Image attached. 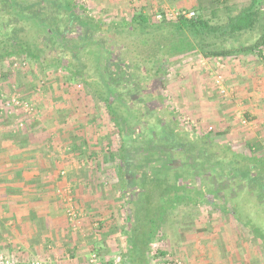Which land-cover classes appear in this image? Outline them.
Segmentation results:
<instances>
[{
	"label": "rangeland",
	"instance_id": "1",
	"mask_svg": "<svg viewBox=\"0 0 264 264\" xmlns=\"http://www.w3.org/2000/svg\"><path fill=\"white\" fill-rule=\"evenodd\" d=\"M78 1L92 19L109 25L128 21L138 13L155 17V13L163 8H181L173 0ZM212 2L195 0L194 4L196 9L200 5L201 13L206 14L213 7ZM181 9L192 11L186 4ZM251 41L248 40L249 43ZM88 53L94 56L91 51ZM202 59L200 55L190 54L167 64L163 68L162 94L183 122L185 119L193 121L201 133L214 138L219 145L227 147L240 158L248 157L252 164L255 159H260L262 146L261 149L254 147L253 152L246 144L248 140L245 137L252 132L249 130L251 126L246 127L249 124L247 121L246 125L239 122L246 107L244 103L233 102L230 90L227 98L218 96L210 74L219 68L216 69L213 62L210 64ZM218 72L223 76L221 69ZM68 78L65 71L52 66L49 61H35L24 56L1 60L2 89L5 92L14 90L21 99L33 105L35 116L27 119L16 132L15 121L2 113L0 124L6 126L5 122L8 121L11 138L20 137L31 124L45 125L50 140L45 145L55 150L52 152L59 157L58 167L64 178L56 199L63 206L71 238L89 246L87 249H92L96 243L99 244V250L108 251L106 258H101L100 253L93 249L90 255H96V264H119V256L125 246L123 232L127 224L124 191L119 181V138L90 89L80 81L72 82ZM251 154L257 157L251 159ZM229 166V162L222 164L223 169ZM164 192L158 190L159 201L153 209L154 217L161 207L175 202L176 195L167 193L165 196L162 194ZM183 199L189 202L168 209L158 222L157 235L151 248L152 251L163 250L165 256L152 258V264H163L165 259L177 260L182 264H237L238 261L246 264L242 262H245L248 249L246 239L255 238L253 235L264 239L262 205L251 197L247 198L243 190H239L236 199L230 203L233 210L227 207L230 208V214L210 209L206 205L192 204L188 198ZM69 200L77 212L74 223H70L66 216V202ZM150 209L148 206L147 211ZM249 248L262 251L264 242H251ZM13 249L12 245L9 248L0 247V264L19 263L13 255ZM29 252L26 261L20 264L33 261L42 264L35 258L37 253L34 250L31 255Z\"/></svg>",
	"mask_w": 264,
	"mask_h": 264
},
{
	"label": "flooded vegetation",
	"instance_id": "2",
	"mask_svg": "<svg viewBox=\"0 0 264 264\" xmlns=\"http://www.w3.org/2000/svg\"><path fill=\"white\" fill-rule=\"evenodd\" d=\"M37 2V11L45 13L41 25L51 34L39 36L38 60L65 71L69 81H80L102 106L119 138V181L125 202L140 201L161 189L230 214V203L243 190L264 212V181L260 185L256 180L264 174V162L255 159L250 164L248 157L240 158L197 130L193 121L183 122L168 105L161 80L163 68L172 60L158 59L156 51L142 47L132 32L115 31L92 19L78 0H33L32 5ZM147 56L150 59L143 61ZM92 84L104 91L95 94ZM224 162L230 166L223 169ZM151 199L158 202V196Z\"/></svg>",
	"mask_w": 264,
	"mask_h": 264
},
{
	"label": "crops",
	"instance_id": "3",
	"mask_svg": "<svg viewBox=\"0 0 264 264\" xmlns=\"http://www.w3.org/2000/svg\"><path fill=\"white\" fill-rule=\"evenodd\" d=\"M173 1L181 8L186 4L190 10L196 9L195 0ZM209 61L205 62L220 64L224 84L229 88L233 102L244 103L246 107L241 113L246 120L241 118L249 123L246 127L251 126L249 130L252 131L245 137L248 140L246 144L253 152L254 147L261 149L262 146V151L264 58L246 55ZM5 125L0 124V247L12 245L17 253L12 254L18 259V264L26 261L27 252L30 251L31 255L33 250L37 253L35 258L42 264H89V255L94 248L101 258H106L108 251L99 250V244L87 249L89 246L71 238L63 206L56 199L64 178L58 167L59 157L53 154L54 149L45 145L50 142L45 125L31 124L18 138L10 137L8 121ZM255 156L251 154L249 158L254 159ZM253 236L255 238L246 239V259L244 262L241 257V260L246 264H264V250L249 248V243L264 242V239ZM23 251H26L24 255ZM119 260V264H123L122 256Z\"/></svg>",
	"mask_w": 264,
	"mask_h": 264
},
{
	"label": "trees",
	"instance_id": "4",
	"mask_svg": "<svg viewBox=\"0 0 264 264\" xmlns=\"http://www.w3.org/2000/svg\"><path fill=\"white\" fill-rule=\"evenodd\" d=\"M32 4L33 0H0V61L17 56L38 61L36 50L38 38L39 36L50 38L51 34L45 31L41 25L45 13L37 11L39 3ZM64 4H68V2H64ZM198 6V9L192 10L194 16L189 19L178 16L175 19L163 17L157 21L154 15L138 13L132 15L128 21H124L122 24L112 23L110 26L115 31L122 29L132 32L135 36L134 39L138 40L142 47L152 48L156 51L158 59L162 57L165 60L174 61L190 54L200 55L205 60L236 58L246 55L264 58L262 55L264 52L263 0H213V7L209 8L206 14L201 13L202 7ZM55 9H59V7ZM77 9L85 11L79 5ZM172 10L186 11L181 8ZM159 13L163 14V11L161 10ZM53 30L59 32L50 27V31L53 32ZM52 40H54L53 37ZM248 40L251 42L249 43ZM150 57L147 56V59L142 57V60H149ZM91 87L95 94L99 93V90L104 91L96 84H92ZM113 89L112 86L109 88L111 91ZM102 94L106 95V92H102ZM98 95L101 99L106 100V96ZM111 116L114 114L111 113ZM246 117L248 118V116ZM117 131L121 134L120 129ZM247 160L250 159L247 158ZM244 161L246 162V160ZM239 171L240 173L244 171L241 163ZM263 175L256 178L260 185L264 181ZM158 190L160 193L163 192V190L157 189L156 195L149 193L147 197L142 196L143 199L140 201L132 203L124 201L127 224L123 232L125 236V246L121 253L123 264L124 262L127 264H150L152 258H164L165 256L163 250L152 251L151 248L157 235L158 222L168 209L189 201L183 199L182 196H176L175 202L161 207L154 217L153 209L158 202L151 198L159 196ZM162 194L167 195L166 192ZM141 200H144L143 203ZM190 201L193 202L192 204H197L193 200ZM148 206L151 208L150 211H147Z\"/></svg>",
	"mask_w": 264,
	"mask_h": 264
},
{
	"label": "built area",
	"instance_id": "5",
	"mask_svg": "<svg viewBox=\"0 0 264 264\" xmlns=\"http://www.w3.org/2000/svg\"><path fill=\"white\" fill-rule=\"evenodd\" d=\"M162 11L163 14L159 12L155 13V19L157 21H160L163 17L166 19H175L178 16H183L189 19L194 16V13L192 11H175L166 8H163ZM262 55L264 57V52L262 53ZM214 66L216 69L219 68L218 70L221 69V66L218 63L214 64ZM218 70L210 74L211 77L210 80L218 96L225 99L229 96V91H228L229 89L225 87L223 78L221 74L218 72ZM0 113H2L8 119L15 121L14 132H16L17 130L21 129L24 126V122L27 121V119L33 118L35 116V109L33 108V105H31L29 102L21 99L14 90L5 92L2 89L0 82ZM241 124L246 125L247 123L244 119L241 118ZM260 159L264 162V149L262 150ZM76 213L77 212L75 211V208L70 204V200L69 202H66V216L70 223H74L73 222L74 218H77ZM96 262H97L96 255L95 254L90 255L89 263L96 264ZM5 263L8 264V262ZM30 264H39V263L33 261ZM163 264H182V263L177 260L165 259Z\"/></svg>",
	"mask_w": 264,
	"mask_h": 264
}]
</instances>
